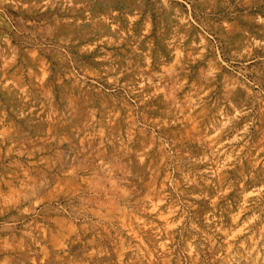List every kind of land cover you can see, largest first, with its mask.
<instances>
[{
	"label": "rangeland",
	"instance_id": "1",
	"mask_svg": "<svg viewBox=\"0 0 264 264\" xmlns=\"http://www.w3.org/2000/svg\"><path fill=\"white\" fill-rule=\"evenodd\" d=\"M0 264H264V0H0Z\"/></svg>",
	"mask_w": 264,
	"mask_h": 264
}]
</instances>
